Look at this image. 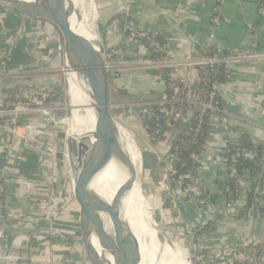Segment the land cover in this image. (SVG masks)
I'll return each instance as SVG.
<instances>
[{"label":"built area","instance_id":"obj_1","mask_svg":"<svg viewBox=\"0 0 264 264\" xmlns=\"http://www.w3.org/2000/svg\"><path fill=\"white\" fill-rule=\"evenodd\" d=\"M8 11L0 6V25L10 15ZM259 11L264 14V2ZM212 14L213 21L220 23L219 7L214 6ZM122 19L120 45L106 52L109 86L138 76L140 67L145 78L163 86L152 108L149 104L142 112L152 122L145 127L149 142L155 144V154L164 162L161 173L162 181L168 183L165 191L183 198L181 206L175 202L166 209L175 208L185 215L177 224L182 225L186 237L189 263L264 264V245L247 232L250 223H264V155L260 163H251L257 158V149L264 151V99L255 101L261 111L255 118L232 113L229 107L234 66L249 64L250 59L264 60V53L237 51L218 56L212 46H195L183 52L160 38V31ZM43 20L39 50L48 49L59 61L66 60L60 30ZM53 41H58V46L49 48ZM0 42V82L7 83L13 44L10 40ZM63 78L57 77L49 85H19L11 96L0 90V158L4 161L0 163V219L8 211L11 194L21 192L24 196L15 194L17 198L25 199L37 221L45 224L43 236L51 242L62 235L73 245L66 226L70 177L61 163L68 156L66 138L58 136L61 131L66 136L70 132L69 106L61 101ZM176 79L182 84L171 83ZM54 95H59V100L49 98ZM206 126L207 136L200 141ZM246 129L255 148L238 143L241 131ZM61 143L63 156L58 158ZM188 143L194 147L191 163L180 179L171 181L168 176L175 172L174 164ZM28 158L37 160L34 175L20 170ZM209 193L217 200H212ZM47 261L39 258L35 263Z\"/></svg>","mask_w":264,"mask_h":264},{"label":"crops","instance_id":"obj_2","mask_svg":"<svg viewBox=\"0 0 264 264\" xmlns=\"http://www.w3.org/2000/svg\"><path fill=\"white\" fill-rule=\"evenodd\" d=\"M111 1L99 0L102 4L99 34L109 50L119 46L122 39L119 22L111 23L106 28L117 10L115 0ZM215 3L216 0H123L120 14L138 27L160 31L174 48L183 52L195 46L199 49L212 46L213 53L218 56L237 51L264 53V16L259 14L258 0H222L220 23L213 21ZM0 6L10 11L4 25H0V41H12L13 48L25 37L29 55L25 61L10 62L9 81L21 85H49L56 81L57 75L52 72L57 70L59 60L54 54L38 47L45 21L37 18L28 22L23 18L16 19L19 17L8 5ZM122 46L123 49L128 48ZM146 76L143 72L138 74L140 78ZM150 79H144V84L139 83L138 88L142 94L157 96V85ZM123 83L121 87L126 86ZM229 87L233 91L229 103L232 111L249 114L252 118L259 116L261 111L255 107V101L264 99V60L250 59L249 64L235 65ZM251 130L255 131L253 128ZM15 194L24 196L18 191ZM15 194H11L8 211L0 219V264H36L39 258L48 260V264H87L62 235L49 242L41 233L45 224L38 222L26 200L17 198ZM247 226L248 234L264 245V223L254 222Z\"/></svg>","mask_w":264,"mask_h":264},{"label":"water","instance_id":"obj_3","mask_svg":"<svg viewBox=\"0 0 264 264\" xmlns=\"http://www.w3.org/2000/svg\"><path fill=\"white\" fill-rule=\"evenodd\" d=\"M0 2L7 4L25 21L41 18L57 26L63 39L66 67L74 71L81 82H76L80 89L77 87L74 89L72 75L68 73L70 132L67 136L62 131L58 133L61 139L66 138L70 177L66 226L76 251L87 264H140L142 250L141 247H134L135 244L132 243L134 232L124 230L120 233L112 221L110 224L114 231L107 230L105 223L108 221L107 216L113 201H107L90 187L95 173L103 171L113 160L129 171V188H133L136 182L140 181L144 195L149 198L136 162L122 142L121 126L110 109L107 48L101 35L89 26L87 21L84 22V28L92 32V38L81 32L84 28L78 30L73 26V14L84 21L81 5L76 4L74 0H0ZM57 46L58 41L48 44L49 48ZM80 92L93 100L92 108L96 121L92 128L89 110L85 106H78L77 96ZM79 114L87 122L86 131L81 129L80 135L75 130V120ZM63 148L64 143H61L58 158H62ZM148 204L149 209H146V213L151 215L153 223L158 225L150 198Z\"/></svg>","mask_w":264,"mask_h":264},{"label":"rangeland","instance_id":"obj_4","mask_svg":"<svg viewBox=\"0 0 264 264\" xmlns=\"http://www.w3.org/2000/svg\"><path fill=\"white\" fill-rule=\"evenodd\" d=\"M110 2L112 1L109 0V3ZM115 2L117 4L116 15L107 23L106 28L111 23L114 24L119 21H122L121 19L118 18L117 15L122 13L121 9H123L122 7L123 0H115ZM101 5L102 4L99 2V0H82V5H81V11L86 15L89 26L93 27L94 30L98 33H99V25L100 22L102 21ZM114 18L115 20H113ZM65 67H66L65 60L62 59L58 63L57 70L53 71L52 74L55 73L57 77H64L63 78L64 82L61 86V93H62L61 101L62 100L66 101L69 106L70 104L68 97L67 73L66 71H64ZM140 68H138V72L144 71V69H140ZM144 79L146 78L131 76V78H128L127 80L123 81L124 83L122 85H126L123 87L127 89L128 92H123L118 89L115 90V88L121 87L120 84H117L116 86H112V84H110L109 86L110 103H111L110 109L112 114L118 121L119 125L121 126V129H123L124 132H126L129 136L132 137L137 147V150L140 153V159H138L137 162L139 163V167L141 169L140 174L144 179L143 182L144 189L154 205L155 218L159 228L162 231L163 238L166 237L170 241V243L178 244V246L182 249L184 255L187 257L186 259L190 261L189 252L187 251V247H186V239H185L186 237L183 236V230L181 228L182 225L177 224V222L179 220L181 221L185 215L183 214L180 215V212L175 208L168 210L163 205L166 201V197L168 196V198L171 199L170 200L171 203H173L172 205H174V203L177 202V206H181L182 205L181 201L183 200V198L181 197L182 195L173 194L171 190H169V192L168 191L166 192L165 189L168 183L159 179L157 180L154 176L155 171L164 173L163 172L164 162L162 161L161 158H158L159 156L157 157V155L155 154L156 153L155 150H157V148L155 144L149 142V137L145 129L146 125L143 123V119L140 114V112L143 111L146 107H148L149 104L146 105L141 104L137 102V100L135 99L136 98L135 93H140L138 85L139 83L144 84L143 83ZM151 80L152 78L149 81ZM160 83L161 82L154 83L155 86L157 85V87H155L156 92H160L163 90V88L161 89V87L163 86L160 85ZM68 110L70 116V108ZM236 114L243 116L245 118H248L250 116L249 114L248 115L243 114V112ZM81 131L82 130H80V132ZM246 131L249 130L246 129ZM61 163L62 166L66 168L67 171H69V160L67 155L63 158ZM96 183L97 185H99L97 186V189L101 190L102 183L100 181V176L98 175V173L96 174ZM90 184H92V182ZM90 187L93 189L92 185H90ZM173 222L176 223L174 224ZM105 225L109 232H113L112 226L108 221H106Z\"/></svg>","mask_w":264,"mask_h":264},{"label":"bare ground","instance_id":"obj_5","mask_svg":"<svg viewBox=\"0 0 264 264\" xmlns=\"http://www.w3.org/2000/svg\"><path fill=\"white\" fill-rule=\"evenodd\" d=\"M74 1L76 4L82 5V0ZM83 16L84 21L79 20L76 14H73L72 16V24L78 30L84 28V22H88L84 13ZM81 32L86 34L89 38H92L93 34L91 31H87L84 28ZM66 70L72 75L71 79L74 83V89H76V87L77 89H80V85L77 84L78 82L81 83L79 76L69 68H66ZM77 97L79 99L78 106H85L89 110L91 128L94 127L96 116L95 111L92 108L93 100L83 92H80ZM82 123L83 126H81ZM86 124L87 122L82 119L81 115H77L75 120V130L77 131V134H81V129L86 131ZM82 127H85V129ZM121 136L124 146L136 162L139 173H141L139 163L137 162L138 159H140V153L137 150L134 140L124 132L123 129H121ZM97 173L100 176V181L102 183L101 190L97 189V186H99L96 183ZM97 173H95L94 180L91 181L92 184L90 185H92L93 189L104 199L110 202L113 201L107 216L108 222L111 223L110 221H112L115 228L120 233H123L124 230H127L128 232L132 230L134 232L132 243L135 244L134 247H141L142 250V260L140 264H190L178 244L170 243L166 237L163 238L159 226L155 225L152 221L151 215L146 213V209H149V198L144 195L140 181H137L134 187L130 189L128 186V180L130 178L129 171L113 160L103 171ZM140 178L141 181L144 182L141 174Z\"/></svg>","mask_w":264,"mask_h":264},{"label":"trees","instance_id":"obj_6","mask_svg":"<svg viewBox=\"0 0 264 264\" xmlns=\"http://www.w3.org/2000/svg\"><path fill=\"white\" fill-rule=\"evenodd\" d=\"M264 0H258V9L260 8V5L263 4ZM221 5V0H216L215 6L220 7ZM260 15L264 16L263 13H259ZM16 17V19H20L23 18L18 14H14ZM123 22V19L121 17H124L123 15H117ZM14 18V17H13ZM15 19V18H14ZM15 19V20H16ZM30 20V19H29ZM29 20H26V22H28ZM126 21V19H125ZM124 21V22H125ZM160 38H164L163 35L160 36ZM114 48V47H112ZM48 49H44L45 52H47ZM29 57L28 55V51H27V41L25 39V37H23V39L19 40L17 42V45L13 47L12 49V54H11V62H18V61H25L27 60ZM168 72V71H166ZM167 80V79H166ZM171 83H177L178 85H181L182 82L179 79L173 80L171 81ZM19 85L21 84H14L13 82H0V90L3 91L4 93L9 94L10 96L13 95L16 90L19 88ZM121 90L123 92H128L127 89L125 88H121V87H117L115 88V90ZM171 90H167V92H170ZM147 99L151 100L150 101V107L152 108V101H154L157 96H153V94H147ZM154 97V98H153ZM51 100L53 101H57L59 100V95H54L49 97ZM158 108L155 106V109ZM142 119H143V123L148 126V125H152L151 119L148 118V115L144 112H140ZM27 118H29L28 116H26ZM145 126V127H146ZM206 130L204 132H202V134H200V141H203V139L207 136V126L205 127ZM238 143L241 147H245V148H255L253 146V141L251 140V135L248 131L246 130H242L241 131V136L238 139ZM194 150V147L191 143L186 144L184 147H182V151L180 154V159L176 160L174 166L177 167L174 173H170L168 178L169 180H177L180 179V177L186 173L187 170V166L191 163V158H190V153ZM264 155V151L257 149V158L254 160H251L252 165L254 163H260V160L262 158V156ZM4 161L0 158V163H3ZM247 164H249L250 162L247 160L246 161ZM37 160L35 158H28L27 161H25L22 165H21V172L25 173L27 175H34L32 174V171L36 172L37 170ZM154 171V170H153ZM31 172V173H30ZM154 176L155 178L158 180H162L164 178V175L161 172L155 171L154 172ZM209 195L211 196L212 200L216 201L217 196L216 195H211L209 193ZM252 196V195H250ZM251 198V197H250ZM171 199H167L164 203V206L166 208L170 207L172 205ZM245 213H241L240 216H244ZM95 245L97 246V242L95 241Z\"/></svg>","mask_w":264,"mask_h":264},{"label":"flooded vegetation","instance_id":"obj_7","mask_svg":"<svg viewBox=\"0 0 264 264\" xmlns=\"http://www.w3.org/2000/svg\"><path fill=\"white\" fill-rule=\"evenodd\" d=\"M135 95H136V100H137V102H139V103H141V104H144V105H146V104H150V101L151 100H148L147 98V95H146V93H135Z\"/></svg>","mask_w":264,"mask_h":264}]
</instances>
